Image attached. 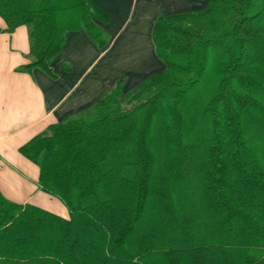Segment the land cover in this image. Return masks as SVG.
Masks as SVG:
<instances>
[{
  "label": "trees",
  "instance_id": "trees-1",
  "mask_svg": "<svg viewBox=\"0 0 264 264\" xmlns=\"http://www.w3.org/2000/svg\"><path fill=\"white\" fill-rule=\"evenodd\" d=\"M0 16L29 28L20 71L55 78L70 31L110 41L89 0H0ZM152 37L162 72L18 149L69 218L0 191V264H264V0L161 15Z\"/></svg>",
  "mask_w": 264,
  "mask_h": 264
},
{
  "label": "crops",
  "instance_id": "crops-1",
  "mask_svg": "<svg viewBox=\"0 0 264 264\" xmlns=\"http://www.w3.org/2000/svg\"><path fill=\"white\" fill-rule=\"evenodd\" d=\"M89 1L107 19L94 21L110 35V41L101 49L86 30L68 32L65 46L51 63L55 78L40 68L19 70L30 62L26 25L0 33V191L13 203L35 205L66 219L68 208L41 189L39 167L18 149L52 123L92 108L124 79L119 75L123 71L139 78L162 68L152 37L154 23L161 15L187 12L177 5L179 0ZM192 3L191 8L196 7L197 2ZM199 3L207 6L208 0ZM6 26L0 16V28ZM112 54L119 70L110 79L106 67L110 69L107 58L111 61Z\"/></svg>",
  "mask_w": 264,
  "mask_h": 264
},
{
  "label": "rangeland",
  "instance_id": "rangeland-1",
  "mask_svg": "<svg viewBox=\"0 0 264 264\" xmlns=\"http://www.w3.org/2000/svg\"><path fill=\"white\" fill-rule=\"evenodd\" d=\"M186 1L187 0H179L178 1L179 3L177 5L181 4L182 6L185 7V9H183V10H186V11L200 10V9H203V8L206 7L204 5H200L199 1L201 2V0H193V2H197V3H196V7H192V8H191V6H193L192 0H188L187 2ZM197 5H200V6H197ZM187 7H189V8H187ZM113 55L114 54H112V60L111 61H110L109 57L107 58L108 61L106 60L107 62H109L108 67L110 66V69L109 68L107 69V67H106V72L108 71V75L107 76H109L110 79H113V77H114L113 75L117 74L118 70H119L118 68L115 67V63H113L114 62ZM118 66L121 67L122 64H118ZM164 69H165V63L163 62L162 68H160L159 70H157V71H155L153 73H148V74H146L144 76H141L139 78H134V75L131 74V72H129L128 70L123 71V74H119L121 78L125 79V83L123 85V92H122L121 96H126L130 91H132L135 88H137L138 85L142 81H144L146 78H148L149 76H151V75H153V74H155L157 72H160V71L162 72Z\"/></svg>",
  "mask_w": 264,
  "mask_h": 264
}]
</instances>
